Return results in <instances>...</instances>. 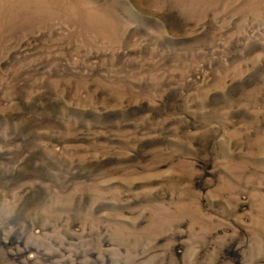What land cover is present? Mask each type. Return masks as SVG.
Wrapping results in <instances>:
<instances>
[{
    "label": "rangeland",
    "instance_id": "rangeland-1",
    "mask_svg": "<svg viewBox=\"0 0 264 264\" xmlns=\"http://www.w3.org/2000/svg\"><path fill=\"white\" fill-rule=\"evenodd\" d=\"M0 264H264V0H0Z\"/></svg>",
    "mask_w": 264,
    "mask_h": 264
}]
</instances>
